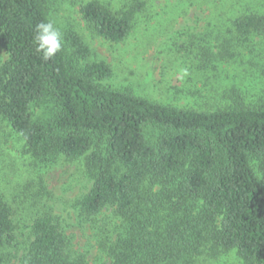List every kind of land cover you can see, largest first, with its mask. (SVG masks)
Listing matches in <instances>:
<instances>
[{
    "label": "trees",
    "instance_id": "16d2710c",
    "mask_svg": "<svg viewBox=\"0 0 264 264\" xmlns=\"http://www.w3.org/2000/svg\"><path fill=\"white\" fill-rule=\"evenodd\" d=\"M82 17L107 41L133 29L136 8L113 12L92 1ZM50 20L44 0H0V117L39 160L84 158L92 188L79 202L94 219L113 209L119 225L94 226L111 264H192L205 252L236 250L245 264H264V106L240 100L213 112L177 109L101 85L104 62L76 70L64 50L48 61L35 51V25ZM248 36L264 18L235 22ZM71 44L80 48L73 35ZM52 102L46 124L32 107ZM13 209L0 195V264L14 241ZM22 264H91L72 250L54 215L38 217ZM105 264V263H103Z\"/></svg>",
    "mask_w": 264,
    "mask_h": 264
},
{
    "label": "rangeland",
    "instance_id": "374dc122",
    "mask_svg": "<svg viewBox=\"0 0 264 264\" xmlns=\"http://www.w3.org/2000/svg\"><path fill=\"white\" fill-rule=\"evenodd\" d=\"M50 20L63 35V50L72 67L93 62L112 69L104 87L132 93L177 109L213 112L240 100L264 106V30L241 36L235 22L264 18V0H44ZM97 1L113 12L136 8L133 29L120 43L99 36L81 8ZM80 38V48L70 38ZM5 61L7 55L0 49ZM56 114L52 102L33 105L32 118L44 124ZM93 185L85 159L53 156L39 160L24 139L0 117V195L13 209L14 241L2 252L6 264H22L33 240L34 221L58 218L72 250L91 264H111L102 254L94 226L119 225L113 209L94 219L81 216L79 202ZM192 264H245L236 250L205 252Z\"/></svg>",
    "mask_w": 264,
    "mask_h": 264
},
{
    "label": "clouds",
    "instance_id": "9594fccd",
    "mask_svg": "<svg viewBox=\"0 0 264 264\" xmlns=\"http://www.w3.org/2000/svg\"><path fill=\"white\" fill-rule=\"evenodd\" d=\"M33 42L35 51L41 54L44 61L53 59L63 49L62 32L51 20L35 25Z\"/></svg>",
    "mask_w": 264,
    "mask_h": 264
}]
</instances>
